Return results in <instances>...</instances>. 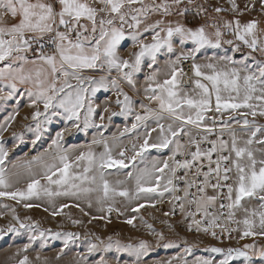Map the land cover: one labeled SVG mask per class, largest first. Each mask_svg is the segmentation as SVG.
<instances>
[{
  "label": "snow or ice",
  "instance_id": "6c2138e0",
  "mask_svg": "<svg viewBox=\"0 0 264 264\" xmlns=\"http://www.w3.org/2000/svg\"><path fill=\"white\" fill-rule=\"evenodd\" d=\"M192 3L193 0H0V108L8 101L17 105L0 121V199L20 203L47 198L51 214L59 216L71 205L57 206L56 197L79 200L102 193V203L114 201L117 196L132 202L152 196L162 198L168 193L176 203L165 215H174L178 207L190 221L189 230L195 226L197 232L210 234L221 243L224 234L230 237L233 231H241L240 239L264 237V125L257 122L258 117L264 118V59L252 55L264 57V28L256 20L242 24L235 19L193 28L165 19L187 14ZM229 3L233 12L239 11L236 0ZM261 4L264 6V0ZM207 11L199 4L194 9L195 15ZM224 11L219 6L214 8L217 14ZM153 16L157 18L153 20ZM208 27L214 31L209 33ZM222 27L234 40H224ZM125 41L129 43L122 49ZM222 43L232 45L234 51H240L242 46L250 51L239 64L230 56L210 57L205 63L197 61L202 50L219 49ZM189 44L192 47L186 50ZM129 48L136 51L125 58L121 53ZM173 54L175 59L170 58ZM161 57L165 59L161 61ZM186 61H191V76L182 66ZM146 69L150 71L141 91L139 77ZM96 72L104 74L98 78L86 74ZM20 85L24 86L23 93ZM101 90L116 97L118 111H111L107 105L102 110L110 112L109 121L117 116L132 117L134 121L111 138L103 135L104 115H99V123L95 119L97 105L92 98ZM22 95H27L29 107L34 109L31 119L35 123L28 126V131L34 132L33 146L56 118L65 123L55 132L48 153L13 162L8 159L10 148L3 137L19 115ZM137 96L142 99H135ZM89 128L97 129L90 145L65 146L66 133H86ZM12 135L15 147L24 143L23 133ZM94 146H102L103 151L96 152ZM153 150H168L170 154L166 158L154 157ZM111 168L131 170L124 173L125 180L113 184L107 179ZM22 172L28 181L20 189L14 185ZM129 181L134 183V190L117 187ZM39 206L24 203L25 208ZM145 206L134 205L131 211L139 212ZM151 206L155 207V203ZM11 211L19 228L9 225L7 232L19 234L20 229H25L30 233L23 247L25 253L36 241L46 243L49 235L65 240V247L80 238L76 233L41 230L22 221L15 215V208ZM107 211L111 213L112 207ZM125 222L133 224V219ZM5 234L0 230V239ZM158 235L164 239L162 233ZM175 246L174 241L164 245ZM112 247L108 244L103 251ZM116 250L130 252L139 262L150 245L141 242L136 248H121L117 244ZM99 251V245L90 241L88 252ZM206 251L222 258L218 262L197 258L192 264H233L238 259L241 264H255L257 258L264 264V248L257 252L255 243ZM184 253L191 255L192 247L186 246ZM174 260L175 264H188L183 256ZM17 264L32 262L24 255ZM99 264L107 262L101 257Z\"/></svg>",
  "mask_w": 264,
  "mask_h": 264
},
{
  "label": "rangeland",
  "instance_id": "374dc122",
  "mask_svg": "<svg viewBox=\"0 0 264 264\" xmlns=\"http://www.w3.org/2000/svg\"><path fill=\"white\" fill-rule=\"evenodd\" d=\"M187 1V0H186ZM197 3V5H203L204 8L207 10L214 12V8L219 6L226 9V12L229 15L230 20L239 19L241 23H247L252 20H256L260 22L264 20V6L261 4V0H236L237 5L239 6V11L233 12L231 10V5L229 0H193V3ZM247 5V7H245ZM254 5V6H253ZM189 10L194 12L196 5L192 6L189 5ZM205 13V12H201ZM215 13V12H214ZM242 13V14H241ZM261 13L263 15L261 16ZM195 14V12H194ZM156 16H153L152 19H156ZM167 21H171L175 23L176 21H180L184 23V16L173 15L165 18ZM215 19V17H213ZM217 23L225 22L223 19H219L217 16ZM211 22L212 18H208V21ZM213 22V21H212ZM185 24V23H184ZM203 25V24H202ZM225 31L224 40H234V37L230 35L227 29H223ZM191 44L185 46L186 50L191 49ZM128 58L132 51H136V49H128ZM249 49L247 47L242 46L240 51H234L233 46L227 43H222L221 48L219 49H207L202 50L200 54L197 55V61L201 63H205L209 61L210 57H217V56H230L233 60H235L238 64L243 62L249 53ZM258 60L264 59L261 57L259 53H253ZM172 59H175V55L170 56ZM165 59L162 57L160 60L163 61ZM251 63V61H248ZM182 66L185 69V72L188 73L189 76L192 75L190 71L191 61L183 62ZM31 67V66H29ZM150 69H146L144 72L140 74L139 81L141 79L144 80V77L148 74ZM86 74H93L97 78L104 73L96 72V73H86ZM115 75V73H113ZM187 82V78H186ZM190 83V82H188ZM143 89V88H142ZM124 90L129 91L132 95L133 93L127 86H124ZM141 98L142 97H135ZM139 100V99H137ZM92 101L94 104L97 105V98L93 97ZM100 101H105L103 98H100ZM103 104V102H102ZM102 104H98L96 108L95 119L97 123H99V115L103 114L104 124L106 125V130L103 132L105 137L111 138L113 136H117L119 131H122L126 126H128L129 118L121 117L122 121H116L117 117H112L111 121H109L108 117L110 112L103 113L102 108L99 107ZM118 122L116 126H113L111 122ZM257 122L261 125H264V118H257ZM34 121L28 117L22 122V127H18V129H9L13 132L18 131L19 133L23 132L24 135V143L20 144L18 147H15L13 142L14 138H3V141L6 143V146L10 148L9 154V161L15 162L16 160L26 161L30 160L33 157L40 156L49 152V146L52 143V140L55 137V132L59 130L63 125L64 121L60 118H56V122H54L47 133H45L40 141H38L35 146L32 145L31 141L34 139V132L28 131V126L34 124ZM19 124V123H18ZM130 126V125H129ZM97 134V129L89 128L86 133H76L73 130L72 134H65V146H71L73 144L79 145L80 147H86L87 145L91 144L92 138ZM155 136V133L153 134ZM125 143H128L127 138L125 137ZM130 147V144H129ZM96 152H102V146H94ZM157 152L156 150H154ZM159 153V152H158ZM115 155V152H114ZM10 167V165H9ZM110 175H107V179L110 183L115 184L118 180H125L124 173L127 169L119 170L116 168H111L107 170ZM28 181V177L26 174L22 172L19 182L14 185L16 188L23 189L26 186ZM118 188L127 187L130 190H134V183L129 181L124 185H117ZM102 193H93L90 198H81L79 200L71 197H56L55 204L59 206L60 204L67 203L71 205L70 207L66 208V212H64L59 216H65L66 219L63 220L62 217L54 216L51 214V206L48 203L47 198H41L39 200H32V201H21L17 203L14 200L8 199H0V230H4L6 232L5 235L13 234L11 232H7L9 225H14L16 228H19L18 223L13 219V212L11 211L12 208H15V215H18L20 219L24 222H29L28 224H32L34 222L41 230H51L53 232H62V231H69V232H77L80 234V231H83L87 235V245L89 247V242L96 243L102 249V253L100 255H88V256H71L70 257V264H99V260L101 257L107 262V264H127L123 263L130 259L127 253L121 251H117L116 247L117 244L123 248V246L131 245L132 247H138L141 242H147L150 245V250L145 254V256L141 257V262H146L147 260L155 261L156 259H160L161 261L158 264H164L165 261L173 260L175 264L174 258L183 256L187 261L188 264H192L197 258H205V259H213L217 261L221 259L218 254L212 253L210 251H206V249H210L212 247H222V248H240L244 244L255 243L257 245V252L260 248H264V237L256 236L255 238H246L240 239L241 231H238V235L235 236L234 240L228 241V243H219L213 242L209 239L195 235L193 238H188L182 235V238L178 237L174 231L171 229V216L173 215H165V213H170L172 210L170 207L163 206V199L164 197H156L152 196L149 199H140L134 200L132 202L127 201L123 197L117 196L114 201H107V202H100L99 196ZM24 203H34L40 205L39 207H32V208H25ZM140 203H144L146 206L141 208L139 212L131 211V208L134 205H138ZM155 203V207H152L151 204ZM162 203V204H161ZM91 204V207H89ZM4 205H8L7 208ZM161 205V206H160ZM108 207H112L113 211L108 213ZM48 208V211L44 209ZM34 209V210H33ZM33 210V211H32ZM161 212L162 216L154 215L157 217L156 221H166L168 223V227L170 231L167 234L162 233L164 239L161 240L159 238L160 229L163 228L162 225L153 224L151 227L152 220L150 219L152 214L150 212ZM154 214V213H153ZM103 217L102 219H92V217ZM178 221V226L180 230L187 233L184 229L181 228L182 219L174 217ZM127 219H133V224H128L125 221ZM73 221H79V223L74 224ZM173 226V225H172ZM238 228L242 230L243 225H238ZM25 230V229H24ZM130 230L135 231V234L131 233ZM188 234V233H187ZM4 235V237H5ZM190 235V234H189ZM99 237V239H97ZM111 238V239H109ZM206 239V240H205ZM103 241V244H100V241ZM175 242L177 246L175 247H164L165 244L169 242ZM184 241H187L188 244L185 245ZM1 242V240H0ZM72 243H78V240H72ZM108 244H112L113 247L108 251H103L104 247ZM186 246L192 247V254L188 255L184 253V248ZM96 253V252H95ZM94 253V254H95ZM4 254L1 256L0 254V264H5L8 262H13L11 264H15L14 262L17 260V255L15 254V250H11L8 254ZM160 254V255H159ZM49 258V257H48ZM51 259L54 257L50 256ZM82 258V259H81ZM44 258L37 260V263H44ZM233 264H241V260L233 261ZM255 264H262V262L257 258L255 260Z\"/></svg>",
  "mask_w": 264,
  "mask_h": 264
},
{
  "label": "crops",
  "instance_id": "0c3cea01",
  "mask_svg": "<svg viewBox=\"0 0 264 264\" xmlns=\"http://www.w3.org/2000/svg\"><path fill=\"white\" fill-rule=\"evenodd\" d=\"M262 15H263V13H261V16ZM9 22H11V21L9 20ZM128 43H129L128 41L123 42L121 45V48L124 49L125 45H127ZM128 51L129 50L122 51L121 54L125 58H128V53H127ZM0 67H3V65H0ZM143 83H144V80L141 79L139 81V84H138V87L140 88L141 91L143 90L142 89ZM19 87L21 89V93H23L24 92V86L20 85ZM127 92H129V91H127ZM129 94L132 95L130 92H129ZM94 97L97 98V100H99V102H97V105L102 104V102H103V104L101 106H99L102 108V110H103L105 105H107L111 111H118L119 110L117 108V106L115 105L116 97L112 92L101 90L100 92L96 93V95ZM100 98H103V100H105V101H100ZM135 99L140 100L141 98H135ZM144 102L147 103V101H144ZM0 103H2V102H0ZM29 103H30V101L28 100L27 95H22L19 98V109H20L19 115L16 117V120L12 124L10 129H13L14 127H15V129H18V127L21 128L22 122L25 120V117H29L31 119V116H32L34 109L29 107ZM94 103H95V101H94ZM94 105H96V104H94ZM16 107H17V105L14 101H8L4 107L0 108V121H2L3 118ZM41 110H42V106H41ZM137 111H139V108H137ZM127 118H129V117H127ZM31 121H33V120L31 119ZM116 121H118V122L122 121L121 117L118 116V119ZM118 122L112 121L111 124L112 125L114 124L113 126H116V124H119ZM132 122H134L133 118L130 117V119L128 121V123H129L128 126ZM13 133L20 134L16 130H15V132H13L12 130H8L7 132L4 133V137L5 138H14L12 135ZM21 133H23V132H21ZM169 154L170 153L168 150H163L159 153L155 152L153 150L151 153V155H153L154 157H159V158H166L167 155H169ZM127 170H129V169H127ZM64 210L66 212V208ZM150 213L152 214L151 215L152 217L150 219H147V220H150V221L152 220V223H151V226H152L153 224H155V222H157L156 221L157 217H155L154 215H159V217H160V216H162V213L156 212V211L150 212ZM59 217H62V216H59ZM62 218H63V220L66 219L65 216H63ZM170 218L172 220L170 223L173 225V226L171 225V229H172V231L175 232V234L178 237L182 238V235H184L188 238L194 239L195 236L189 235V234L183 232L182 230H180V228L178 226V221L174 217L171 216ZM22 221H23V219H22ZM34 222H32V224H34ZM25 223L28 224L29 222H25ZM156 224L163 226V228L160 229L161 230L160 233H166L167 234L168 232H170V231H167L170 229H169L168 223L166 221L164 222L161 220V221L157 222ZM236 227L238 228V225H236ZM130 232L135 234V231L130 230ZM51 233H62L63 234V233H72V232H69V231L53 232V231H51ZM73 233H76L79 235L80 238L76 239L79 241L78 243H72L70 241V242H68L67 247H65V240L60 239V238H56L52 235H49V238H48L46 243H41L40 241H36L28 249L27 253H25L23 251V247H24V245L28 244L30 233L24 229H20L19 234H10V235L8 234V235H5V237H3V239H0L1 240V242H0V254H1V256H3L4 254H2V253L8 254L11 250H15L16 255H17V253H19V255H17V257H18L17 260L14 262L15 264H17L18 260L22 259L24 255H28L29 260L32 262V264H39V263H37V259H36L37 256H39L40 259L44 258V260H45V261H43L44 263H40V264H70L69 260H70V257L73 255L74 256H88V255H100L102 253V249H101V251L96 252V253L95 252L89 253L88 252V245H87V240H88L87 235L85 233H83V231H80V234L77 232H73ZM237 235H238V231H237L236 236ZM234 239H232V241ZM229 242H231V241H229ZM223 243H226V242H223ZM133 248H136V247H133ZM122 252L127 253L128 257L130 258V259H128V261L123 262V263H127V264H158L161 261V258H160V259H156L155 261L147 260L146 262H141L142 261V259H141L139 262H137L136 257L133 254H131L130 252L123 251V250H122ZM50 256L54 257V259H51ZM11 263H13V262H8L5 264H11Z\"/></svg>",
  "mask_w": 264,
  "mask_h": 264
},
{
  "label": "built area",
  "instance_id": "2783aa9c",
  "mask_svg": "<svg viewBox=\"0 0 264 264\" xmlns=\"http://www.w3.org/2000/svg\"><path fill=\"white\" fill-rule=\"evenodd\" d=\"M218 130L219 129H217V131ZM225 139H227V136H225ZM204 147H207V145H204ZM179 194H182V193H179ZM162 202H163V206L164 207H170L171 210L173 209V206L176 203L175 201H173L171 199V195L168 194V193H166L165 198L163 199ZM173 216L182 219L181 228L184 229L188 234H190L192 236L200 235V236H203V237L209 239L210 241L220 242L221 243V240L220 239L213 238L210 234H205L202 231L201 232H197L195 230V226H193V229L192 230H189L188 227H187V225L190 223V221H188V220L185 219V217L179 212V208L178 207L176 208V212H175V214ZM231 227L232 228H237L236 225H231ZM216 231L219 233L220 232V229L217 228ZM236 234H237V231H233L232 234H231V236L229 237L228 234L225 233L224 236H223V242H228V241L234 239V237L236 236Z\"/></svg>",
  "mask_w": 264,
  "mask_h": 264
},
{
  "label": "trees",
  "instance_id": "16d2710c",
  "mask_svg": "<svg viewBox=\"0 0 264 264\" xmlns=\"http://www.w3.org/2000/svg\"><path fill=\"white\" fill-rule=\"evenodd\" d=\"M197 3H199V2H195V3H192L190 5L194 6V5H197ZM183 16H184V23L187 26L193 27V28L199 27L202 24L203 25H211L214 22L217 23V19H216L217 16L219 19L220 18L223 19V21H229L230 20L229 15L226 12H221V13L217 14V13L210 11V9L206 13H201L200 15H195L194 12H191L189 10V12ZM213 17H215V19H213ZM208 18H212L213 22L212 21L206 22V21H208ZM260 28H264V20L260 22ZM207 31L209 33H211L214 31V29L208 27Z\"/></svg>",
  "mask_w": 264,
  "mask_h": 264
}]
</instances>
